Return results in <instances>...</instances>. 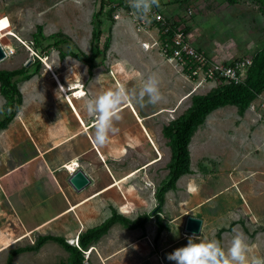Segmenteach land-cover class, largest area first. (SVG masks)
Returning <instances> with one entry per match:
<instances>
[{"label":"crops","instance_id":"crops-1","mask_svg":"<svg viewBox=\"0 0 264 264\" xmlns=\"http://www.w3.org/2000/svg\"><path fill=\"white\" fill-rule=\"evenodd\" d=\"M159 2L165 14L179 19L190 40L216 61L254 55L264 46V17L257 6L251 5L254 11L245 14L250 22V28H246L242 17L230 14L222 0ZM188 8L192 9L189 16ZM115 15L112 39L107 49L97 54L90 73L84 62L65 51L61 56L59 50L49 48L35 52L36 56L29 54V64L21 67L26 77L14 78L21 94L20 108L6 127L0 129V259L12 249L32 246L17 245L39 236L77 241L79 233L101 223L110 216L111 209L130 219L150 213L157 205L155 191L168 175L171 157L163 128L186 112L191 96L205 87L208 92L214 85L209 83L191 91L186 79L154 48L140 46L147 37L134 31L130 18ZM66 35L76 42L70 33ZM43 37L47 36L43 34ZM43 58L51 71L43 65ZM152 73L159 77L163 99L155 105L145 103L143 107L135 102L123 105L122 111L128 109L129 119L122 117L116 122L118 131L110 134L106 145L97 146L93 137L95 118L87 114L85 100L120 84L138 92ZM80 92L85 97H80ZM261 105H264V91L241 115L234 105H224L209 112L196 126L187 144L189 171L179 175L174 187L163 193V202L155 213L164 225L158 235L154 216L142 227L128 228L114 222L83 250L93 247L88 256L83 254L82 263L174 264L167 255L186 246L188 238L193 236L184 230L187 216L201 219L195 235L197 242L218 240L227 250L235 234L243 233L251 249L249 255L259 256V245L264 244L259 242L264 235V112H261L264 108ZM223 139L231 142L238 160L228 169V183L211 192L210 188L204 189V177H214L219 167L209 154V146L214 140ZM253 154L259 155L262 163L241 169L240 161ZM68 167L81 169L89 183L74 190L67 182ZM243 183L246 184L242 187ZM227 188L233 190L239 206L226 207L223 211L208 209L206 205ZM224 215L226 220H219ZM22 235L25 236L21 240L10 244ZM49 242L55 241L46 240L36 249H25L18 254L42 255Z\"/></svg>","mask_w":264,"mask_h":264},{"label":"rangeland","instance_id":"rangeland-1","mask_svg":"<svg viewBox=\"0 0 264 264\" xmlns=\"http://www.w3.org/2000/svg\"><path fill=\"white\" fill-rule=\"evenodd\" d=\"M99 2V0H0V15H5L8 19L2 18L0 20L5 22L0 28L5 27L9 21V28L7 29L11 30L21 39L18 37L15 38V52L12 56L0 61V69L11 70L13 68H21L30 56H35V52H38V49L42 51L46 50L47 43L42 42L43 40H40V43H35L33 40L35 38L39 39L38 33L40 31L47 37L57 34L55 39L61 38V34L67 36L66 34L70 33L76 40V44H74L78 49L82 48L85 51L92 52L96 46L98 51L105 50V44L108 42L109 45L112 39L111 25L115 21L114 15L118 13L120 15H129L127 14L128 9L125 8L124 0H104L103 12L98 19V26L96 24L97 19L95 20L93 15L98 10ZM222 3L228 7L230 14L241 16L243 25L246 28H250L249 18L245 14L254 11V7L252 6L256 5L253 0H238V3L233 6L227 5L223 1ZM97 31H99L98 38L94 36ZM62 32L67 33L64 34ZM91 32L94 34L93 39L91 38ZM91 39L92 43H90ZM47 40L49 42L52 41V39ZM94 42L96 43L94 44ZM59 49L66 51L65 44H60ZM211 86V88H214L213 86L215 85ZM205 88L198 93H206L208 89ZM1 102L2 98L0 96V104ZM127 110L121 113L122 117L126 120L129 119L126 114ZM261 112L263 113L264 110ZM231 148L232 145L228 139H223L222 141L214 140L210 144L209 154L212 158H215V165L219 168L217 174H214V177L210 179L204 177L206 180L204 189L207 188L209 190L210 188L211 192H215L222 189L228 183V169L231 168L234 160H238L237 155L235 156ZM246 157L239 163L241 169L251 165L257 166L262 163L259 155L253 154ZM195 160V154H193V166ZM245 184L243 183L241 186L243 187ZM238 204H240V201L234 197L233 190L227 188L216 195L215 199L209 205H206V207L210 210L219 208L223 211L226 207H234ZM219 220L225 221V215L221 216ZM246 231L249 232L250 230L248 229ZM216 236L217 238L219 237V231L216 233ZM68 240H66L67 243L70 242ZM230 240L231 238L229 242ZM262 241H264V235L259 239V242ZM32 242H35V238L32 241H28L27 243L23 242L17 246L19 247L25 244L31 245L33 244ZM42 250V255H35L31 252L18 254L14 258L13 264H57L67 259V252L55 242L47 243ZM258 253L259 257L264 258V244L259 245ZM6 257L7 255L0 259V264L5 263Z\"/></svg>","mask_w":264,"mask_h":264},{"label":"trees","instance_id":"trees-1","mask_svg":"<svg viewBox=\"0 0 264 264\" xmlns=\"http://www.w3.org/2000/svg\"><path fill=\"white\" fill-rule=\"evenodd\" d=\"M99 1L100 4L98 10L93 15L95 20L97 19L96 24H98V19L101 16L104 7V0ZM222 1L227 5H235L238 3V0ZM253 2L257 6L258 12L264 17V0H253ZM98 33L99 31H97L96 35H94L91 32V38L93 39V35L98 38ZM56 35L57 34H53L45 38L40 31L38 33L39 39L35 38L33 40L35 43H40V40L52 39L51 42L46 44V48L59 50V52H61V56H63V54L62 50L59 49V45L65 44V52L77 60L87 64L88 71L90 73L94 59L97 54L102 51H98L95 46L92 54L87 55L78 49L68 36L61 34V38L55 39ZM92 39L90 43H92ZM95 43L96 42H94V44ZM107 47L108 42L105 44V50ZM38 51H41V49H38ZM19 77H26L25 70H23V68L11 70L0 69V95L3 98V102L0 105V129L6 127L20 108L21 94L14 81V78ZM263 91L264 46L252 56L251 65L249 66L246 76L241 83L216 85L205 94H196L191 96V104L186 112L176 120L172 121L170 126L163 128V134L167 137V144L171 149V157L167 164L168 175L155 191L157 205L150 213L139 214L135 218L130 219L117 213L114 209H111L109 217L98 225L88 228L77 235V245L79 249L74 245L68 244L63 237L44 235L39 236L30 247H20L10 250L4 264H11L12 258L16 254L24 251L25 249L34 250L46 240L57 242L65 249V251L68 252L67 260L61 261L57 264H83V253L81 250H85L89 245L98 240L101 235L106 233L107 229L114 222H118L128 228L142 227L150 216H154L157 227L156 234L158 235L164 225L160 217L155 213L163 202V193L167 189L174 187V182L179 175L189 171V153L187 144L196 126L203 121L204 117L209 112L224 105H234L237 108L238 114L241 115L249 106L251 101Z\"/></svg>","mask_w":264,"mask_h":264},{"label":"built area","instance_id":"built-area-1","mask_svg":"<svg viewBox=\"0 0 264 264\" xmlns=\"http://www.w3.org/2000/svg\"><path fill=\"white\" fill-rule=\"evenodd\" d=\"M159 4L158 8L153 7L145 21L138 18L133 12L129 6V0H124L134 31L147 37V40L140 42L142 48H154L166 63L186 79L191 85V91L209 83L216 86L238 84L244 80L253 55H244L226 62L212 59L202 48L190 40L179 19L165 14L160 2ZM191 12V9L186 10L188 16L191 15ZM2 18L8 20L5 15H0V20ZM7 28H9V21L5 27L0 28V48L4 53L1 60L12 56L15 52L14 42L16 40L15 37L7 34ZM58 87L62 90L59 84ZM64 96L67 98L66 95ZM261 106L264 108V105ZM74 170L75 168L68 171L71 174ZM71 244L79 249L77 241ZM81 252L85 254L86 251L81 250Z\"/></svg>","mask_w":264,"mask_h":264},{"label":"clouds","instance_id":"clouds-1","mask_svg":"<svg viewBox=\"0 0 264 264\" xmlns=\"http://www.w3.org/2000/svg\"><path fill=\"white\" fill-rule=\"evenodd\" d=\"M129 6L138 18L147 21L153 7H159V0H129ZM160 80L152 73L140 86L138 92L129 90L125 84L108 89L94 98L85 100V109L89 116L95 118L94 142L104 146L109 142L110 134L118 131L116 122L122 119V106L137 103L141 107L145 103L155 105L163 96L159 88ZM85 97V93H78ZM145 97L147 100L145 101ZM196 236L188 238L186 246L175 249L167 255L174 264H264V258L249 255L251 249L246 243L243 233H236L230 247L225 250L218 240L196 241Z\"/></svg>","mask_w":264,"mask_h":264},{"label":"water","instance_id":"water-1","mask_svg":"<svg viewBox=\"0 0 264 264\" xmlns=\"http://www.w3.org/2000/svg\"><path fill=\"white\" fill-rule=\"evenodd\" d=\"M4 57V53L0 48V60ZM29 64V60L25 63V65ZM67 182L71 185V187L78 191L85 187L89 183V178L85 175V173L81 169H76L72 172L68 178ZM201 226V219L194 216H187L185 218L184 230L190 235H196L199 232Z\"/></svg>","mask_w":264,"mask_h":264},{"label":"bare ground","instance_id":"bare-ground-1","mask_svg":"<svg viewBox=\"0 0 264 264\" xmlns=\"http://www.w3.org/2000/svg\"><path fill=\"white\" fill-rule=\"evenodd\" d=\"M7 34H9L10 36H13V37H18L19 38V36H17V35H15L11 30H8V32H7ZM20 39V38H19ZM21 40V39H20ZM18 41V40H17ZM42 62H43V64L47 67V69L48 70H50L51 71V68H50V65H49V63L47 62V59L46 58H43L42 59ZM62 89V88H61ZM66 91V90H65ZM128 106H129V104H128ZM68 169L69 170H73L74 168H71V167H68ZM25 235H22V236H20L19 238H17L16 240H14V241H12L10 244H12V243H16V241H19V240H21V238H23ZM74 241L72 240V241H70V243H73ZM9 244V245H10ZM8 245V246H9ZM4 248V247H3ZM92 249H93V247H90L88 250H86V252H85V254L88 256L89 254H90V252L92 251Z\"/></svg>","mask_w":264,"mask_h":264},{"label":"snow or ice","instance_id":"snow-or-ice-1","mask_svg":"<svg viewBox=\"0 0 264 264\" xmlns=\"http://www.w3.org/2000/svg\"><path fill=\"white\" fill-rule=\"evenodd\" d=\"M3 23H5V22H3V21H0V26H2V25H3ZM190 190H194V189H190Z\"/></svg>","mask_w":264,"mask_h":264}]
</instances>
